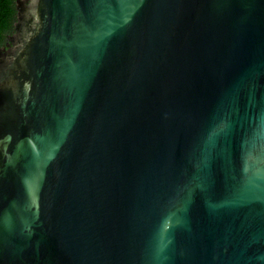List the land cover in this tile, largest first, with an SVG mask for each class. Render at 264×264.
I'll use <instances>...</instances> for the list:
<instances>
[{"label": "water", "instance_id": "95a60500", "mask_svg": "<svg viewBox=\"0 0 264 264\" xmlns=\"http://www.w3.org/2000/svg\"><path fill=\"white\" fill-rule=\"evenodd\" d=\"M19 7L0 264H264V0Z\"/></svg>", "mask_w": 264, "mask_h": 264}, {"label": "trees", "instance_id": "16d2710c", "mask_svg": "<svg viewBox=\"0 0 264 264\" xmlns=\"http://www.w3.org/2000/svg\"><path fill=\"white\" fill-rule=\"evenodd\" d=\"M19 13V0H0V49L8 51L14 47Z\"/></svg>", "mask_w": 264, "mask_h": 264}]
</instances>
